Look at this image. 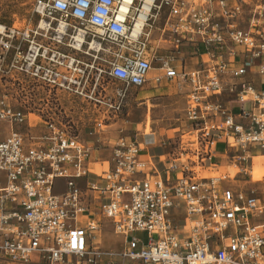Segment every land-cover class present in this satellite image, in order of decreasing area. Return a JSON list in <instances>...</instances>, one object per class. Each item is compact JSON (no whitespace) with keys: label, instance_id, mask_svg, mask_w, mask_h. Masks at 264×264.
<instances>
[{"label":"built area","instance_id":"2783aa9c","mask_svg":"<svg viewBox=\"0 0 264 264\" xmlns=\"http://www.w3.org/2000/svg\"><path fill=\"white\" fill-rule=\"evenodd\" d=\"M32 10L35 24L0 25V130L12 128L0 139V264H264L254 188L198 178L182 139L159 171L136 136H120L95 172L81 136L89 112L86 134L127 116L131 90L148 85L157 61L155 82L190 87L186 117L202 164L221 139L243 160L264 152V88L246 79L264 77V0H34ZM156 30L172 53L157 54ZM186 42L204 47L207 65L178 70ZM225 92L241 103L237 114L213 99ZM104 221L121 251L101 247Z\"/></svg>","mask_w":264,"mask_h":264},{"label":"rangeland","instance_id":"374dc122","mask_svg":"<svg viewBox=\"0 0 264 264\" xmlns=\"http://www.w3.org/2000/svg\"><path fill=\"white\" fill-rule=\"evenodd\" d=\"M33 3L34 0H0V23L10 25L16 21L18 25L23 26L27 25L31 19V23L35 24L37 22V15L33 14ZM248 16V13L242 16L243 19H245V22H247L246 17ZM159 23H163V17L159 20ZM170 52H172V50ZM150 86L151 85L146 86L138 92L142 95L147 91L151 92L155 89H159L162 90L161 92L163 93L151 96L153 99L149 102L151 105H149L148 102L146 104L135 105V108L132 109L133 111L130 115V122H132V124L125 123L122 127L117 125L113 129L103 126L100 133L96 130L95 134H86L91 130L90 127H92L95 118L93 113L89 112L85 115V125L81 128L82 139L95 140L98 136L103 137L105 135H110V133H114L116 137L131 136L136 133L137 127L140 131H143L144 128L147 133L155 132L157 141L154 145L159 146L161 151H169L170 154L175 155H178L181 151L180 140L182 139L186 148V154L188 153L187 156L191 159L190 162L195 163L194 170L196 171L198 178L203 177L204 175H210V177L214 176L215 178H219L218 182L221 187H229L233 190L254 188L257 196L260 197L264 204V175L260 177H252L251 161H249L247 172H245L244 167L246 165L240 164V160L232 161V159L226 160L223 158L221 162V158L218 157L216 160H206L204 164L198 160L195 155L197 148L195 143V133L192 131V127L186 117V86H184V88L177 86L175 82L170 80L163 82L162 85H158L156 88ZM229 98L231 99V97ZM231 103H233L232 99ZM69 114L72 115L75 121L79 120L80 113L74 109L70 108ZM108 129H112L113 132L108 131V133ZM103 146L104 144L101 142L95 141L94 147L102 148ZM223 147V145L219 146L220 149ZM263 160L264 158H255L252 166L257 161H262L264 163ZM98 165L99 164H95L93 166L98 167ZM256 174L260 175L261 173ZM0 179H3V173L1 172ZM65 185V180L61 178L57 180L56 189L61 191L63 188L65 189ZM260 219V221H264V213L260 216ZM85 222L86 220H81L82 224H85ZM101 236L100 245L103 249L114 251L122 250V236L116 234L111 224L107 221H104Z\"/></svg>","mask_w":264,"mask_h":264},{"label":"crops","instance_id":"0c3cea01","mask_svg":"<svg viewBox=\"0 0 264 264\" xmlns=\"http://www.w3.org/2000/svg\"><path fill=\"white\" fill-rule=\"evenodd\" d=\"M249 7H250V5L244 6V9L246 10L245 14L249 13L248 12ZM248 19H249V16L246 17L247 22H245L244 21L245 19H243V17H241L238 20L239 21L238 24L239 25L242 24L240 26H244L248 23ZM162 24L163 23H159L160 26ZM159 37H160L159 30L154 31L152 46H153V48H155V47L158 48L157 54L159 56H163V55H167L169 53H172V52H170L171 50L174 49V44L172 43V41H169V40H167V41L162 40L161 41V40H159ZM177 57H178V60H177L176 64H177L179 71H192V70L198 69L205 64L207 65V63L210 60V56L204 50L203 46H196L195 44L187 43V42L181 46V48L179 49V51L177 53ZM225 57L227 58V55ZM154 65H155V67L153 68V70L150 73V79H149V83L147 86L151 85L150 87L156 88L158 85H162L163 82L168 81V80H166L164 78L159 83L155 82V78L157 76L163 75L164 73L160 69L159 62L156 61ZM246 79L250 80L257 88H264V77H261L255 73L251 72V73L246 75ZM172 81L175 82L177 86L180 83V81L178 79H174ZM184 86H186V89L188 92L190 87L188 85H184ZM143 88L131 90L130 95H129L130 98H129V102H128L127 116L125 115V117L117 118L116 120H114L113 122H110L109 124L105 125L104 127L113 129L117 125L122 127L123 124H125V123L132 124V122H130V115H131V112L133 111L132 109L135 108V105H140L143 103L146 104L147 102L149 105H151L149 103L150 100H153L151 98V96H153L155 94L163 93V92H161L162 90L155 89L151 92L147 91L141 95L138 91L143 89ZM229 97H231L233 103H231V99ZM213 99L221 101L234 114H237L242 107L241 103H239L233 95H230L227 92H225L221 95H215L213 97ZM30 121H31V119H30ZM15 129H19V127H16ZM112 129L111 130L108 129L107 132L108 131L113 132ZM136 129H137L136 133L132 134L131 136L132 137L136 136L138 138V140L141 142L144 149L146 150V155L144 156V158L149 160V162L151 163V165H152L151 169H153V166H154L156 168V170H159V171L163 170L165 167H167V160L171 157L170 152L169 151L167 152L164 150L161 151V149H159V146L154 145L155 142L157 141V138L155 136V132L147 133V132H145L144 128H143V131H140L138 129V127ZM11 130H12V128L7 123L2 124L1 130H0V139H4L11 132ZM118 137H116V135H114V133H110V135H105L103 137L98 136V137H96L95 140H90V139L86 140L85 139L86 144L93 146V149L91 150L90 157H89L90 158L89 163H88L89 169H91L92 171H95V172H100L101 169L105 168V166L107 165V161H108L110 154H111V145L110 144L114 143V141ZM98 138L100 141H98ZM149 140L151 141L150 143H148ZM95 141L101 142L102 144H104V146L102 148L94 147ZM220 145H223L224 147L222 149H220L219 148ZM160 146H161V144H160ZM243 154H244V152H242V151L237 152V151L231 150L227 146L224 139L217 141V143L215 144V158H214V160L218 159V157L221 158L220 161L223 158H225L226 160L232 159V161L240 160V164L246 165L244 167V171H245V169H248L249 161H251L253 164V161L255 158H260V157L264 158V152L259 150V149H256V148L251 150L250 158H248L247 160H243V159L239 158ZM95 164H99L98 165V168H100L99 170H97V167L93 166ZM252 164H251V167L253 168ZM234 165H236V164H234ZM90 177H91V179L95 178V175L92 174ZM77 183L80 186H85V178L77 179ZM61 191H63V190H61ZM61 191L57 190V192H61ZM260 220L261 219L259 216L258 218H256L254 220V222L263 224L264 221H260Z\"/></svg>","mask_w":264,"mask_h":264},{"label":"bare ground","instance_id":"6f19581e","mask_svg":"<svg viewBox=\"0 0 264 264\" xmlns=\"http://www.w3.org/2000/svg\"><path fill=\"white\" fill-rule=\"evenodd\" d=\"M144 18V16H143ZM1 25V23H0ZM262 158V157H260ZM97 170H99V168L97 167ZM211 173V172H210ZM256 173H261L260 175L256 174ZM218 175V174H217ZM251 175L252 177H260L262 175H264V164L262 161H257L254 165L253 168L251 169ZM203 177H210V175H204ZM214 177V176H212Z\"/></svg>","mask_w":264,"mask_h":264}]
</instances>
